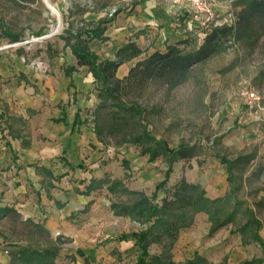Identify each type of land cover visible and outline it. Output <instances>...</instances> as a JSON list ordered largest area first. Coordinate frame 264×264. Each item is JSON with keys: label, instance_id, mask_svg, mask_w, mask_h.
<instances>
[{"label": "rangeland", "instance_id": "rangeland-1", "mask_svg": "<svg viewBox=\"0 0 264 264\" xmlns=\"http://www.w3.org/2000/svg\"><path fill=\"white\" fill-rule=\"evenodd\" d=\"M93 1L96 10H104L103 18H114L123 10L121 4L116 3L117 0ZM79 2L0 0V116L6 110L1 97L4 86L46 83L52 74L50 68L60 62L56 59L53 46L67 36L66 30L70 24L80 27L79 16L84 9ZM113 8H117V13L113 17L105 16ZM8 34L20 35V40L13 43ZM45 35L52 36L43 42L28 43L33 38ZM15 44L19 46L14 47ZM262 62L263 58L258 55L230 50L199 66L191 80L176 90L170 92L165 88L152 87L141 94L142 97L138 95V100L144 106L159 111L151 116L153 130L159 138L165 139L172 147L182 143L196 146L200 153L198 157L174 165L167 189L158 192L154 198L156 204L161 206L165 200H170L182 179L201 185L209 196L223 195L225 186L228 194L226 168L210 152L232 160L240 155H258L249 173L242 179L238 198L247 204L241 208L236 221L211 235L208 216L204 213L197 215L194 225L180 234V237L185 234L182 238L184 245L176 247L177 242L172 251L176 264H188L196 255L204 256L210 264H264V243L253 238L255 228L247 229L244 235L239 232L250 218L246 211L250 208L262 224L259 234L264 242V207L258 205L264 192L256 194L264 188V168L260 169L264 155L258 154V151H264V146L250 139L258 134V126L264 128V83L256 82ZM230 67V71L222 73ZM20 70H29V75ZM34 87L39 99L46 96L44 91ZM244 88H253L258 92L262 98L261 109L251 110L243 104L239 92ZM46 106L44 101L43 107ZM33 112L38 113L37 110ZM9 114H6L7 118L0 117L2 145L7 140V130L12 127L22 132L24 138H30L31 123L25 126L12 111ZM38 140L45 141L42 135L38 136ZM103 149V173L99 178L120 181L124 187L117 188L115 193H110L107 187L97 189V210H80L68 220L67 227L60 235H52L54 239L61 237L64 243L57 264H136L141 255L134 239L121 242L119 238L124 234L139 232L143 227L130 218H116L111 211V203L131 204L137 199L133 192L153 197L157 185L164 180L166 164L162 160L150 162L149 156L142 155L136 145L121 148L103 145ZM250 172L256 175L252 177ZM1 235L7 237L8 241ZM33 235L21 221L8 216L0 221V250L9 256L15 245H47L44 235ZM74 235H83L84 239L76 242ZM161 253V246L150 247L152 256Z\"/></svg>", "mask_w": 264, "mask_h": 264}, {"label": "trees", "instance_id": "trees-1", "mask_svg": "<svg viewBox=\"0 0 264 264\" xmlns=\"http://www.w3.org/2000/svg\"><path fill=\"white\" fill-rule=\"evenodd\" d=\"M232 6L233 24L215 28L198 50L186 52L179 45L169 46L165 53L158 52L138 61L122 79L116 76L118 68L139 58L143 54L141 49L129 44L117 52L114 61H101L89 48L91 40H103L106 26L113 18L100 20L98 26L84 23V26L76 28L70 24L66 30L67 36L63 38L66 48L71 49L77 60V67L70 68L67 75L77 71L79 67H88L95 80L98 105L93 112V123L98 140L107 147L136 145L142 155L149 156L150 162L162 160L167 167L164 180L157 185L153 197L133 192L137 199L131 204L111 203V211L115 217L130 218L143 227L139 232L124 234L119 238L121 242L135 240L141 252L136 264H176L172 251L180 234L194 225L197 215L204 213L208 216L211 223L210 234L214 235L233 224L241 208L247 204L238 198V193L242 188L243 177H246L258 157L257 153L240 155L232 160L216 152H210V155L226 167L228 194L211 199L201 185L182 179L170 200H165L161 206L156 204L154 198L158 192L167 189L174 165L182 160L198 157L200 153L196 146L182 143L178 147H172L165 139L159 138L151 122V116L159 111L157 108L150 110L138 100V95L142 97L141 94L152 87L165 88L170 92L180 88L191 80L193 72L199 66L230 50L262 57L263 62L258 69L256 82L264 83V0H236ZM85 11L86 9L82 13ZM8 35L13 43L18 42L21 37ZM230 69L232 68H227L222 73ZM0 117L3 118L2 115ZM263 168V165H260V169ZM250 174L252 177L256 175L254 172ZM49 176L52 177V174L49 173ZM103 187H107L110 193H115L117 188H123L124 185L120 181L113 182L110 179L92 180L84 195H89L95 188ZM124 190L128 191L125 188ZM260 192H264V188L256 194ZM258 205L264 207V196L260 198ZM246 211L250 218L239 232L244 235L247 229L254 227L256 233L253 238L264 243L259 234L262 229L261 222L252 209L247 208ZM8 216L21 221L23 226L34 234L33 237L44 235L48 241L45 247L31 243L26 246L15 245L9 252V264H57L64 245L61 237L54 239L43 223L31 219L23 220L13 208H0V221ZM1 237L8 241L7 237ZM152 245L161 246L162 253L152 256ZM249 263L251 262L247 264ZM188 264L210 263L196 256Z\"/></svg>", "mask_w": 264, "mask_h": 264}, {"label": "crops", "instance_id": "crops-1", "mask_svg": "<svg viewBox=\"0 0 264 264\" xmlns=\"http://www.w3.org/2000/svg\"><path fill=\"white\" fill-rule=\"evenodd\" d=\"M117 1L123 10L106 26L103 40H91L89 48L101 61H114L117 52L129 44L143 51L139 58L118 68L116 76L119 79L128 75L138 61L158 52L165 53L169 46L179 45L191 52L204 43L190 19L192 0ZM218 1L221 15L234 13L232 3L236 0ZM79 4L86 9L79 16L80 27L84 23L98 26V22L104 19V10H96L94 1L95 9L90 11L81 2ZM53 48L60 62L50 68L52 74L45 84L33 82L46 93L45 97L39 99L34 85L25 83L4 86L2 90L6 108L2 112L3 118L12 111L25 126L31 123V132L30 138H24L22 132L12 127L7 130L9 134L5 143L2 145L0 141V208H13L23 220L43 223L55 236L64 231L68 220L80 210H97V189L89 195L84 194L92 180L102 179L99 177L103 173L104 149L94 132L92 114L98 99L89 68L79 67L67 75L70 68L77 67L75 56L70 48H66L64 40ZM20 71L29 75V70ZM44 101L46 107H43ZM34 110L38 113L35 114ZM256 133L250 139L264 146V128L258 126ZM39 135L45 141H39ZM261 153L264 155L263 150L258 151ZM262 165L264 167V160ZM76 180L79 182L75 183ZM226 191L225 186L223 195ZM223 195L207 194L211 199ZM183 235L176 247L184 245ZM82 238L83 235H74L76 242ZM9 262L10 257L0 250V264Z\"/></svg>", "mask_w": 264, "mask_h": 264}, {"label": "built area", "instance_id": "built-area-1", "mask_svg": "<svg viewBox=\"0 0 264 264\" xmlns=\"http://www.w3.org/2000/svg\"><path fill=\"white\" fill-rule=\"evenodd\" d=\"M82 1V2H81ZM81 4L90 9H94V4L90 0H80ZM218 0H192L190 7V19L194 27L198 30L199 36L205 40L213 30L223 25H232L234 22L233 14L222 17L219 12ZM117 13V8L106 12L105 16L113 17ZM68 25V24H66ZM84 26V24H81ZM52 35H45L39 38H33L28 43H39L49 39ZM18 47L19 44L13 45ZM240 99L249 109H261L262 98L253 88H244L239 92Z\"/></svg>", "mask_w": 264, "mask_h": 264}]
</instances>
